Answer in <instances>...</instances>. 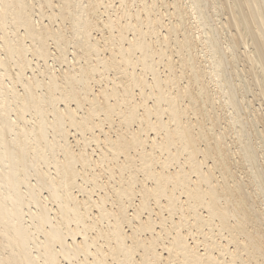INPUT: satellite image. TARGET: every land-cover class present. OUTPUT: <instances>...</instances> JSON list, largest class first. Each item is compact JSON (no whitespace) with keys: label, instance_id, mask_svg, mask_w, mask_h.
<instances>
[{"label":"bare ground","instance_id":"1","mask_svg":"<svg viewBox=\"0 0 264 264\" xmlns=\"http://www.w3.org/2000/svg\"><path fill=\"white\" fill-rule=\"evenodd\" d=\"M252 83L264 0H0V264H264Z\"/></svg>","mask_w":264,"mask_h":264},{"label":"rangeland","instance_id":"2","mask_svg":"<svg viewBox=\"0 0 264 264\" xmlns=\"http://www.w3.org/2000/svg\"><path fill=\"white\" fill-rule=\"evenodd\" d=\"M219 13L222 14V12H218V14H219ZM219 16H220V15H219ZM222 16L224 17L225 15L222 14L220 17H222ZM217 17H218V15H217ZM243 48H244V47H242V49H243ZM240 63H242V64H240ZM244 63L246 64V66L244 67V69H245V70L247 69V71L244 70V71L241 73V74L244 73L245 75H244V74H243V75L240 74V76H237V77L239 78V80H238V78H237V77L235 76V74H234V77H235V78H234V83H235V82H236V83L241 82V81H240V78H241V80H242V78L244 77V78H243V80H244V79H246V76H247V79L252 77L251 74H250V70H249V69H250V68H249L250 66L247 65V62H246V61H245ZM239 64H240V67H243V65H245V64H243V61H240ZM245 72H247V73H245ZM248 72H249V75H248ZM250 76H251V77H250ZM243 83H244V82H243ZM241 85H242V84H241ZM254 85H255V84H254ZM254 85H253V83H252V84L249 86L250 88L247 87V90H248V89H249V90L251 89L250 91L247 92V94L249 95L248 97L251 98V99H254V105H255V107L258 108L259 110L261 109V112L264 114V109H263V108H264V104H261V103H260L261 100L264 101V96H263L262 98H260V96L262 95V93H261L259 87H258L257 85H255V86L257 87V89H256V87H255ZM242 86H246V84H244V85H242ZM251 87H252V88H251ZM254 88H255V89H254ZM252 89H253V90H252ZM255 90H256V91H255ZM258 90L260 91V93L256 95V97H258V98H256V97L254 96V94L258 93ZM251 91H253V92H252L253 94L251 93ZM254 91H255V92H254ZM249 92H250V93H249ZM263 94H264V93H263ZM252 95H253L254 97H252ZM259 98H260V99H259ZM263 101H261V102H263ZM257 102H258V103H257ZM260 104H261V105H260ZM261 112H259V113H261ZM242 113H243V111H242ZM242 117H243V116H242ZM235 121H236V120H235ZM256 121H257V120H256ZM230 122H231V124H229ZM236 122H237V121H236ZM236 122L225 121V120H224L223 125H225V124H229V125H230V127H229V131H231V132H229L230 134H231L232 132L235 131L234 128H238L239 123L237 122V124H238V125H237V124H235ZM257 122H258V121H257ZM257 122L255 123V122L253 121L252 124H251V126H253V125L256 126V124H257V127H258L259 129H263V128H262V124H261V126H260V125H258L259 122H258V123H257ZM233 123H234L237 127H236V126L234 127V126H233V125H234ZM253 123H254V124H253ZM249 124H250V123H249ZM249 124H248V125H249ZM259 124H260V123H259ZM232 126H233V127H232ZM259 126H260V127H259ZM231 128H232V129H231ZM233 130H234V131H233ZM230 134H228V137H229ZM235 134H236V133L234 132V133H232L230 136L233 138V137H235ZM261 140H264V139H261V138H260V139H257V142H261ZM255 142H256V140H255ZM263 142H264V141H262L261 143H258V146H259V145H260V146L262 145V146H261L262 149H264V143H263ZM233 145H234V144H233ZM234 146H235V145H234ZM234 146H233V147H234ZM238 146H240L239 142H237V148H239ZM262 149H261V150H262ZM239 157H240V156H239ZM241 158H242V157H241ZM241 158L238 159V160L240 161L239 164H241L242 167H241L240 165H238V166H240V167H238V169H239V172H241V176L243 175V177L245 178L246 175L250 172V170H249V168H247V164H246V163L243 164L244 160L241 159ZM242 160H243V162H241ZM242 164H243V165H242ZM245 165H246V166H245ZM263 165H264V159H263ZM243 167H244V168H243ZM245 168H246V169H245ZM242 169H244V170H242ZM245 170H246V171L249 170V171H247V173H246ZM243 171H244V172H243ZM242 172H243V173H242ZM250 173H251V172H250ZM244 174H245V175H244ZM248 176H249V175H247L246 178H248ZM246 178H245V179H246ZM250 187L252 188V186H250ZM251 190H252V189H251Z\"/></svg>","mask_w":264,"mask_h":264}]
</instances>
